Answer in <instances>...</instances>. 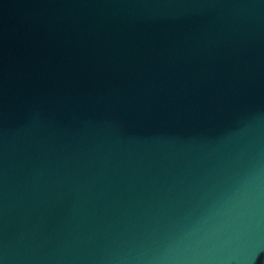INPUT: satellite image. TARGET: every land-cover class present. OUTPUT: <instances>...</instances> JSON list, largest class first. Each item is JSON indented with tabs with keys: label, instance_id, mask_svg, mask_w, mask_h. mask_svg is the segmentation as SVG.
Here are the masks:
<instances>
[{
	"label": "water",
	"instance_id": "obj_1",
	"mask_svg": "<svg viewBox=\"0 0 264 264\" xmlns=\"http://www.w3.org/2000/svg\"><path fill=\"white\" fill-rule=\"evenodd\" d=\"M0 264H264V0H0Z\"/></svg>",
	"mask_w": 264,
	"mask_h": 264
}]
</instances>
